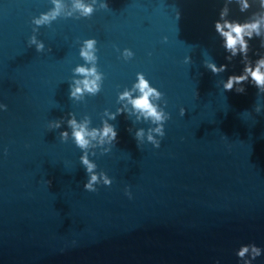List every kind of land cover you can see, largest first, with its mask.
<instances>
[{"label":"water","instance_id":"95a60500","mask_svg":"<svg viewBox=\"0 0 264 264\" xmlns=\"http://www.w3.org/2000/svg\"><path fill=\"white\" fill-rule=\"evenodd\" d=\"M63 2L66 11L71 0ZM105 3L97 0L88 18L61 15L33 33L32 17L51 0H0V264H242L234 254L241 244L264 250V93L247 82L240 93L221 87L243 67L239 54L225 59L212 28L225 0ZM227 7L237 20L256 10ZM32 34L43 51L27 45ZM87 38L97 42L101 88L69 99ZM124 48L133 53L127 61ZM261 53L253 37L248 58ZM208 60L224 71L211 73ZM137 72L163 94L169 118L160 145L138 146L131 132L150 125L117 115L109 152L87 150L112 183L85 191L65 121L71 114L99 128ZM55 120L60 128L49 130ZM61 130L69 132L63 142ZM252 264H264V251Z\"/></svg>","mask_w":264,"mask_h":264},{"label":"clouds","instance_id":"9594fccd","mask_svg":"<svg viewBox=\"0 0 264 264\" xmlns=\"http://www.w3.org/2000/svg\"><path fill=\"white\" fill-rule=\"evenodd\" d=\"M97 0H71V5L65 11L63 0H51L52 7L46 12L40 13L38 16L32 17L30 23L35 27L32 32L35 33L41 25H48L57 17L63 15L71 17L76 13L79 18H88L96 10L94 5ZM229 3H235L239 13L248 12L253 3L256 10L249 13L244 19H228ZM99 7L107 8L105 0H99ZM179 13H177V17ZM217 19L213 21L212 28L214 33L221 41V47L226 53L225 59L231 60L239 54L242 70L239 75H229L222 83L224 91L232 90L240 93L244 91L243 82L254 86L257 89L259 97L260 93H264V53L258 55L255 60L248 58L249 41L253 37L259 39L260 48L264 49V0H225V4L221 6L217 14ZM166 39V37L164 38ZM94 38H87L79 41L78 55L84 61L72 69L74 76L79 79H73L68 86L69 99H79L85 94L95 95L100 91L103 81V74L96 68L97 48ZM27 45L34 47L36 52L45 49L44 42L37 40L34 34L27 39ZM133 53L130 49L124 48L120 50V58L127 61L132 57ZM189 58H184V63H188ZM87 65V66H86ZM203 66L213 74L224 71L226 65L217 67L211 60L203 61ZM162 93L157 88L151 86L150 82L145 78L143 73L137 72L131 86L117 93L116 100L120 107L114 113L106 112L107 119L101 122L99 128L88 127V120L77 122V120L69 114V118L65 121L66 126L70 129L72 144L81 151L79 163L83 168L86 180L82 188L88 192H95L97 186L105 187L112 183V179L106 175L104 171H96L97 165L88 157L92 153L87 150L90 147H100L103 153H107L116 139V130L109 121L114 120L117 115L134 116L137 121L143 120L150 126L147 129L137 128L131 132L134 140L139 146L142 143L151 144L155 149L160 145V139L164 135V123L168 120L169 114L159 103ZM6 109V105L0 103V112ZM254 111L259 113L261 105L256 103ZM179 114L183 116L184 108L179 109ZM49 130L60 128V121H49L47 124ZM69 136L67 130H61L59 137L63 142ZM124 194L131 198L127 186L124 188ZM262 250L259 246L248 243L241 244L235 250V256L242 264H252V262L261 256Z\"/></svg>","mask_w":264,"mask_h":264}]
</instances>
